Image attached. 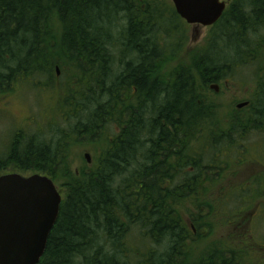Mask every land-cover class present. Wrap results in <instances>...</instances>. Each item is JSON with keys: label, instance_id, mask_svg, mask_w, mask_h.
Returning a JSON list of instances; mask_svg holds the SVG:
<instances>
[{"label": "trees", "instance_id": "1", "mask_svg": "<svg viewBox=\"0 0 264 264\" xmlns=\"http://www.w3.org/2000/svg\"><path fill=\"white\" fill-rule=\"evenodd\" d=\"M214 27L182 61L186 26L168 0H0V98L25 85L77 87L62 98L66 131L50 140L19 130L0 154V175L33 171L62 195L39 264L194 256L182 207L193 204L198 231L212 230L227 199L214 189L251 136L264 138V0H233ZM248 78V105L222 113L210 86ZM76 137L99 154L75 171Z\"/></svg>", "mask_w": 264, "mask_h": 264}, {"label": "rangeland", "instance_id": "2", "mask_svg": "<svg viewBox=\"0 0 264 264\" xmlns=\"http://www.w3.org/2000/svg\"><path fill=\"white\" fill-rule=\"evenodd\" d=\"M223 1L227 6H230L233 0H220ZM168 2L171 3L170 0ZM172 4V3H171ZM186 26V37L187 40L183 45L184 54L181 58L182 61L187 60V56L197 49H201L206 40L209 38L210 34L214 32L215 27H202L198 25H188ZM264 33L261 31L259 35ZM232 52H225V56L231 55ZM175 63V62H174ZM172 65L171 67H173ZM170 67V68H171ZM241 72V73H240ZM249 69L238 70L242 76H248ZM250 76V75H249ZM62 77L58 82L63 83ZM251 79L248 78L246 81L235 86L231 84H219L218 92L215 93L214 90H210L211 99L220 105L222 113L227 112L231 109L242 110L238 108L239 104H242L249 98L252 92V83ZM57 82V84H58ZM23 85V84H20ZM215 85V84H213ZM29 86H19L12 93L6 95L3 98H0V154L7 148L8 144H11V139L14 137V134L22 130L28 135H39L44 139H56L53 132L58 130H67V118L65 116L71 111V107L65 104V98L69 97L68 90L75 89L77 87H72L67 83H64L63 88L56 85L48 88H38L35 91ZM67 93V95H65ZM66 96V97H65ZM64 97V98H63ZM64 100H63V99ZM110 131L117 133L118 129L113 128ZM36 135V136H37ZM74 146L71 148L72 153V169L78 170L82 167L84 162L85 154L89 155V164H93L99 154V147L87 142L86 139L81 137L75 138ZM71 143V142H70ZM264 144V138L261 135L254 134L247 141V146L250 148L247 149L246 155H243L242 160L246 157L249 158L240 163H234L229 171L223 175V180L217 187L214 189L216 197L219 195L227 196V199L223 201L222 206L226 208L227 211H237L240 206H244L246 200L251 197H259V193L264 190V186L260 183V186H246L248 181L253 178L254 174H259L262 168L257 165L255 162H250L255 153H260V162L261 166H264V147L259 146ZM198 148H196V151ZM228 150V149H226ZM89 165V166H90ZM15 172V171H13ZM12 172V173H13ZM24 177L31 176L34 174L33 171H27L26 173H20ZM58 186V185H57ZM231 194V195H229ZM259 195V196H258ZM261 197V196H260ZM262 198V197H261ZM249 200L248 210H253L252 200ZM242 200H245L242 203ZM260 200H257L259 202ZM264 203V200L262 201ZM256 203V202H255ZM217 205L214 204V207ZM183 218L190 223L188 220V213L191 212L195 214L193 204L188 202L182 207ZM224 209L221 208L220 212L216 214L214 226L212 230H209L208 233L211 235L210 241L216 243H223V240L231 232L233 226L226 225L227 218L225 217ZM225 211V210H224ZM189 225V224H188ZM246 234H251L253 238H259L262 236L264 238V216L257 218L256 222L249 227L246 225L244 227ZM208 234H206V237ZM135 243H141L140 239L134 236ZM256 240V239H255ZM134 243V242H133ZM208 243V240L207 242ZM250 254L247 257L248 264H258L255 263L256 257L252 251L248 249ZM193 256L186 259L183 264H192Z\"/></svg>", "mask_w": 264, "mask_h": 264}, {"label": "water", "instance_id": "3", "mask_svg": "<svg viewBox=\"0 0 264 264\" xmlns=\"http://www.w3.org/2000/svg\"><path fill=\"white\" fill-rule=\"evenodd\" d=\"M188 25L210 27L222 17L220 0H170ZM58 74V70H57ZM218 92V86L211 85ZM247 103L238 105L245 107ZM89 162V155H85ZM62 198L47 176L0 175V264H39L57 221Z\"/></svg>", "mask_w": 264, "mask_h": 264}, {"label": "flooded vegetation", "instance_id": "4", "mask_svg": "<svg viewBox=\"0 0 264 264\" xmlns=\"http://www.w3.org/2000/svg\"><path fill=\"white\" fill-rule=\"evenodd\" d=\"M247 152V151H246ZM245 152V153H246ZM261 154L255 153L250 159V162H255L262 170L259 174L253 173V178L248 181L246 186H260V183L264 186V166H261L260 162ZM249 158L244 160H248ZM243 160V161H244ZM243 202V201H242ZM244 203V202H243ZM253 210L249 211L248 206H240L237 211H227L224 206H221L224 210L223 215L227 218L226 225L233 226L231 232L223 240V243H216L213 240L210 241L211 235L209 230L198 229L195 224L189 223L192 230V236L194 239L197 237L194 263L195 264H248L247 257L250 254L248 249L253 252L256 257L255 263L264 264V238L261 236L253 238L251 234H246L244 230L246 225H251L256 222L257 218L264 216V203H253ZM220 211V210H219ZM206 234L208 236L206 237ZM208 240V243H206Z\"/></svg>", "mask_w": 264, "mask_h": 264}, {"label": "bare ground", "instance_id": "5", "mask_svg": "<svg viewBox=\"0 0 264 264\" xmlns=\"http://www.w3.org/2000/svg\"><path fill=\"white\" fill-rule=\"evenodd\" d=\"M90 160V159H89Z\"/></svg>", "mask_w": 264, "mask_h": 264}]
</instances>
